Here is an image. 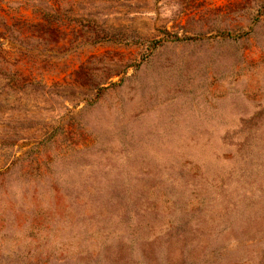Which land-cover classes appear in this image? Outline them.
I'll return each mask as SVG.
<instances>
[{
    "label": "rangeland",
    "instance_id": "1",
    "mask_svg": "<svg viewBox=\"0 0 264 264\" xmlns=\"http://www.w3.org/2000/svg\"><path fill=\"white\" fill-rule=\"evenodd\" d=\"M0 264H264V0H0Z\"/></svg>",
    "mask_w": 264,
    "mask_h": 264
},
{
    "label": "trees",
    "instance_id": "2",
    "mask_svg": "<svg viewBox=\"0 0 264 264\" xmlns=\"http://www.w3.org/2000/svg\"><path fill=\"white\" fill-rule=\"evenodd\" d=\"M0 47H1V44H0ZM0 51H1V48H0Z\"/></svg>",
    "mask_w": 264,
    "mask_h": 264
}]
</instances>
